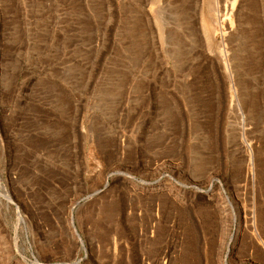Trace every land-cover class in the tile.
<instances>
[{"label": "rangeland", "instance_id": "rangeland-1", "mask_svg": "<svg viewBox=\"0 0 264 264\" xmlns=\"http://www.w3.org/2000/svg\"><path fill=\"white\" fill-rule=\"evenodd\" d=\"M0 264H264V0H0Z\"/></svg>", "mask_w": 264, "mask_h": 264}, {"label": "water", "instance_id": "water-1", "mask_svg": "<svg viewBox=\"0 0 264 264\" xmlns=\"http://www.w3.org/2000/svg\"><path fill=\"white\" fill-rule=\"evenodd\" d=\"M115 173H117V172H115ZM111 174H112V173H110L109 175H111ZM107 183H108V182L105 183V186L107 185ZM96 192H97V191H96ZM96 192L91 193V194H89V195H87V196H85V197L80 198L76 203L80 202V201L83 200V199H87V198L93 196V194H95ZM76 234H77V237L80 239L81 245H83V242H82V239H81L80 235H79L78 233H76Z\"/></svg>", "mask_w": 264, "mask_h": 264}, {"label": "bare ground", "instance_id": "bare-ground-1", "mask_svg": "<svg viewBox=\"0 0 264 264\" xmlns=\"http://www.w3.org/2000/svg\"><path fill=\"white\" fill-rule=\"evenodd\" d=\"M238 221V220H237ZM239 223V222H238ZM237 224V223H236Z\"/></svg>", "mask_w": 264, "mask_h": 264}]
</instances>
